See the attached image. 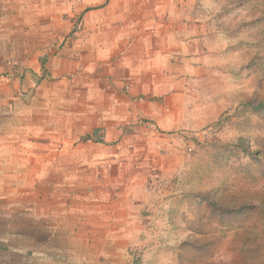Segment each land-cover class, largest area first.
I'll return each mask as SVG.
<instances>
[{
	"label": "rangeland",
	"instance_id": "obj_1",
	"mask_svg": "<svg viewBox=\"0 0 264 264\" xmlns=\"http://www.w3.org/2000/svg\"><path fill=\"white\" fill-rule=\"evenodd\" d=\"M54 1L0 0V264H264V0H198L229 45L198 121L110 142L67 104Z\"/></svg>",
	"mask_w": 264,
	"mask_h": 264
},
{
	"label": "crops",
	"instance_id": "obj_2",
	"mask_svg": "<svg viewBox=\"0 0 264 264\" xmlns=\"http://www.w3.org/2000/svg\"><path fill=\"white\" fill-rule=\"evenodd\" d=\"M53 5L67 14V35H77L67 42V54L78 52L80 58L67 67L78 65L81 79H67V104L81 105L71 110L80 123L94 116L95 129L105 128L108 140L139 120L168 133L198 121L200 86L229 50L226 34L211 28L210 19L201 20L198 0Z\"/></svg>",
	"mask_w": 264,
	"mask_h": 264
},
{
	"label": "trees",
	"instance_id": "obj_3",
	"mask_svg": "<svg viewBox=\"0 0 264 264\" xmlns=\"http://www.w3.org/2000/svg\"><path fill=\"white\" fill-rule=\"evenodd\" d=\"M261 107L263 106L262 104L260 105ZM91 140H93L92 139V136H90V135H87V136H85L84 138H83V142H88V141H91ZM96 143H102V141H99V140H96L95 141ZM210 205L213 207V209H215V210H221L220 209V207L217 205V203L216 202H213V201H211V203H210ZM4 247H0V249H3Z\"/></svg>",
	"mask_w": 264,
	"mask_h": 264
}]
</instances>
